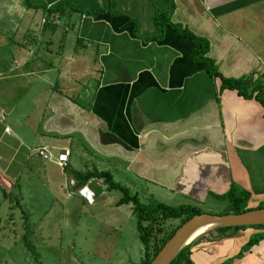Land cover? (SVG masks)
Here are the masks:
<instances>
[{
  "label": "crops",
  "instance_id": "1",
  "mask_svg": "<svg viewBox=\"0 0 264 264\" xmlns=\"http://www.w3.org/2000/svg\"><path fill=\"white\" fill-rule=\"evenodd\" d=\"M17 1L22 0H0V180L21 189L22 176L13 170L20 156L49 188L67 197L77 193L85 202L92 198L91 204L107 186L92 179L78 187L72 171L124 170L137 181L135 190L167 205L221 202L213 195L227 193L232 184L251 193L249 209L264 204L262 105L231 90L217 102V82L191 62L189 38L167 29L161 43L144 40L157 33L155 11L174 8L175 24L210 42L209 56L224 77L264 73V0H116L119 12L138 22V38L125 16L73 14L65 26L76 32L78 45L69 51L61 44L55 55L47 47L37 57L33 45H21L9 31L15 18L11 3ZM31 2L54 9L67 2L89 12L105 3ZM22 6L27 8L24 0ZM32 16L27 12L22 18L28 22ZM24 83L35 85L30 117L15 96ZM74 83L84 88H71ZM81 96L88 105L78 102ZM38 149L52 158L43 159ZM32 153L44 164L35 166ZM65 153L68 162L61 167L56 157ZM54 167L60 168V179L70 180L68 186L59 181L54 187ZM189 247L192 264H264V228L212 230Z\"/></svg>",
  "mask_w": 264,
  "mask_h": 264
},
{
  "label": "rangeland",
  "instance_id": "2",
  "mask_svg": "<svg viewBox=\"0 0 264 264\" xmlns=\"http://www.w3.org/2000/svg\"><path fill=\"white\" fill-rule=\"evenodd\" d=\"M22 1L11 3L15 18L8 25L9 31L14 35H12L13 40L17 38V41L25 47L33 45L35 57L39 52H46L48 48L52 49L55 55L61 44H64L69 51L78 45L79 38L76 32L66 31L70 28L58 21L55 22L58 25V33L46 30L43 12L28 11L27 8H23ZM27 12L33 14L32 21L27 22V17L22 18ZM49 56H46L44 61ZM71 88L83 89L84 86L74 83ZM89 88L94 91L95 83L91 82ZM15 96L23 106L22 113L30 117L35 105V85L22 84ZM89 97L92 98L93 95ZM85 98V96L79 97L78 102L88 105ZM11 117L14 119L13 116ZM6 124L13 125V121L8 120ZM32 156L35 166L40 167L44 164L39 156L34 153ZM77 157L79 156L73 155L76 161ZM46 163V166H50V162ZM31 169V164L21 163L19 156L13 170L22 176L21 189H12V181L7 179V182L5 177L3 181L0 180L2 188L12 193L8 199H5L0 190V264H37L35 256L25 246L26 232L30 233L29 239L36 247L39 253L38 261L42 264H140L142 262L144 247L137 230V219L131 204L117 206L123 197L120 190H106L104 196L93 198L94 203L91 204L92 198L85 202L77 193L67 197L65 192H57L52 188L53 186L49 188L47 182L38 180L35 170ZM54 169L58 175L53 181L54 187L59 181L64 187L68 186L70 180L60 179V168L54 167ZM75 169L80 170L76 166ZM107 170L113 174L115 182L129 188L133 195L138 194L143 204L152 202L151 195L146 191L134 189L132 182L137 184V181L126 171L120 170L118 173L114 169ZM83 196L87 198V195L83 194ZM181 204L184 203H171L170 206ZM197 206L204 214L222 216L229 212L226 203L214 200ZM26 219L29 220L28 223ZM178 224L179 221L167 222L165 232L171 231Z\"/></svg>",
  "mask_w": 264,
  "mask_h": 264
},
{
  "label": "trees",
  "instance_id": "3",
  "mask_svg": "<svg viewBox=\"0 0 264 264\" xmlns=\"http://www.w3.org/2000/svg\"><path fill=\"white\" fill-rule=\"evenodd\" d=\"M104 5L97 8L93 12L81 11L76 6L63 2L58 8H49L46 5H36L31 0H24V4L28 9L34 11H42L44 15V28L55 32L58 29V25L55 22H63V24H69L73 14H79L80 16L97 18L105 15L108 11L114 16H125L118 10L116 0H104ZM174 8L171 10H156L154 15V24L157 29V33L154 36L145 38V42L161 43L165 39L167 29H171L177 32L179 35L189 38L194 45V50L191 53V62L194 65H202L205 67L207 74L217 82L218 94L217 102H220L221 95L226 90L237 92L241 97L247 100H256L264 108V73L255 71L252 74L238 78H226L220 71L216 62L209 56L210 42L203 37H200L188 28L180 24H175L172 20ZM129 21L134 24V37L139 36L138 22L128 16H125ZM80 39H78V42ZM71 174L77 180L78 187L85 186L90 180L98 179L103 180L107 186V190H120L123 193V197L117 203V206L132 205L133 212L137 219V230L139 232L140 240L144 247V258L140 264H151L156 258L158 253L162 250L165 244L175 235V233L194 216L203 214L197 205L193 204H181L178 206H170L155 200H152L149 204H143L138 194L133 195L129 188L115 182L114 177L110 171H88L86 173H80L72 171ZM0 190L3 193L5 199L11 196V192L2 188L0 184ZM213 197L221 202L227 204L228 214H242L251 209L248 208L249 201L251 199V193L242 189L236 184H232L231 189L222 195H213ZM258 209H264V204ZM227 214V215H228ZM26 219V223H28ZM169 221H179V224L169 232H165V224ZM28 228V226H27ZM243 228H220L219 232H225L229 230H240ZM254 228H264V226H257ZM30 233L26 232L24 235V243L27 249L35 256L37 264H42L38 261L39 253L36 247L30 241ZM261 236L252 240L246 250L252 248ZM172 264H192L190 259V247H185L178 256L174 259Z\"/></svg>",
  "mask_w": 264,
  "mask_h": 264
},
{
  "label": "water",
  "instance_id": "4",
  "mask_svg": "<svg viewBox=\"0 0 264 264\" xmlns=\"http://www.w3.org/2000/svg\"><path fill=\"white\" fill-rule=\"evenodd\" d=\"M264 226V209H253L242 214L216 216L200 214L186 222L165 244L151 264H172L178 254L201 235L220 228ZM200 230H205L194 236Z\"/></svg>",
  "mask_w": 264,
  "mask_h": 264
},
{
  "label": "built area",
  "instance_id": "5",
  "mask_svg": "<svg viewBox=\"0 0 264 264\" xmlns=\"http://www.w3.org/2000/svg\"><path fill=\"white\" fill-rule=\"evenodd\" d=\"M7 130L9 131V129H7ZM37 152L45 160H50L52 158V154H50L47 149H38ZM68 156H69L68 153L59 154L56 157L57 164L61 167H64L68 162Z\"/></svg>",
  "mask_w": 264,
  "mask_h": 264
},
{
  "label": "bare ground",
  "instance_id": "6",
  "mask_svg": "<svg viewBox=\"0 0 264 264\" xmlns=\"http://www.w3.org/2000/svg\"><path fill=\"white\" fill-rule=\"evenodd\" d=\"M204 231H205V230H203V231L200 230V231H199L197 234H195L194 236L196 237V236L200 235L201 233H203ZM203 235H204V234H203ZM201 236H202V235H201ZM201 236H200V237H201Z\"/></svg>",
  "mask_w": 264,
  "mask_h": 264
}]
</instances>
